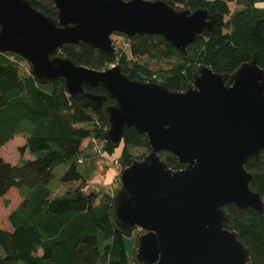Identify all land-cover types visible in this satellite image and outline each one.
<instances>
[{
    "label": "water",
    "instance_id": "obj_1",
    "mask_svg": "<svg viewBox=\"0 0 264 264\" xmlns=\"http://www.w3.org/2000/svg\"><path fill=\"white\" fill-rule=\"evenodd\" d=\"M52 1L55 15L30 0H0V51L23 57L38 82L62 79L68 93L92 109L101 106L108 123L102 136L114 147L125 128L146 133L149 150L121 169L110 211L122 234L142 230L136 264H250V248L225 206L264 216V200L249 187L245 169L250 157L264 152V68L257 52L228 73L199 64L184 89H170L129 78L121 63L98 70L58 51L82 41L114 58L113 33L158 34L184 50L220 24L221 13L164 0ZM85 85H101L105 93ZM161 151L184 166L170 167Z\"/></svg>",
    "mask_w": 264,
    "mask_h": 264
},
{
    "label": "trees",
    "instance_id": "obj_2",
    "mask_svg": "<svg viewBox=\"0 0 264 264\" xmlns=\"http://www.w3.org/2000/svg\"><path fill=\"white\" fill-rule=\"evenodd\" d=\"M30 1L45 13L55 15L52 0ZM164 1L187 9L204 7L211 13H221L223 19L212 30L197 35L184 50L174 47L162 35L137 34L127 38V51L117 48L114 58L82 41L64 44L58 54L98 70L121 63L129 78L160 82L175 90L186 87L193 68L199 64L228 73L251 59L256 51L258 64L264 68V17L259 15L261 6H256L264 0ZM232 3L239 8L231 10ZM142 57L163 65L153 70L148 62L139 61ZM23 59L16 53L0 51V147L14 136L25 134L19 151L22 154L28 150L34 155L20 164L0 156V197L12 187L29 189L21 191L23 203L8 216L12 229L0 228V264H128L125 234L116 229L110 218L114 192L100 196L87 193L86 179L77 168L81 141L90 136L103 138L107 129L101 106L92 109L78 93H68L62 79L43 84L30 70L21 72L19 60ZM45 84H50L51 89L47 90ZM84 87L105 93L101 85ZM147 141L146 133L134 127L124 129L120 151L115 155L121 169L149 150ZM105 148L109 154L115 149L109 141ZM159 155L170 167L184 166L169 151ZM67 161L68 167L60 179L75 186L48 199L42 193L43 187H39L47 185L54 168ZM245 169L251 173L249 187L264 200V152L250 157ZM225 208L234 214L232 228L250 248V264H264V216L250 207L240 212L232 203Z\"/></svg>",
    "mask_w": 264,
    "mask_h": 264
},
{
    "label": "rangeland",
    "instance_id": "obj_3",
    "mask_svg": "<svg viewBox=\"0 0 264 264\" xmlns=\"http://www.w3.org/2000/svg\"><path fill=\"white\" fill-rule=\"evenodd\" d=\"M230 5H231L230 6L231 10H235L239 8V6H236L233 3ZM256 6L258 7L261 6V8L259 7V15L261 17H264V3H260L259 5L256 4ZM111 37L113 40V44L114 42L116 44V46L114 45L116 51L117 48H122L124 51L128 50V39L124 34L113 33ZM139 61L148 62L149 67L153 70L156 69L159 65H163L162 62H156L146 57L139 58ZM19 64L21 67V72H27L30 70V65L25 59L19 60ZM44 87L47 90L51 89L50 84H45ZM79 125L86 126L88 125V123H81ZM24 143H25V134H19L17 136H14L12 139L7 141L4 145L0 147V156H2L6 161L12 164H20L23 162V160L34 158V155L28 152V150H25L21 154V152L19 151V147L22 146ZM106 143H107L106 139L97 137L96 142H93L88 146V152L85 155H82V153L79 155L80 158L83 159L82 161L77 163V168L86 179L87 185L85 191L87 193L93 192L97 194L99 193L104 194L111 192L109 188H107L104 185L102 186L101 183L102 181L105 182L104 168L106 167L105 164L107 163V161H109V158L101 157V155L98 152L92 151L93 146L98 145L99 149L102 150V152H105ZM118 151H120V148L115 147V149L110 153V157L117 155ZM135 151L139 152L141 151V149H136ZM67 167H68V161L57 165L54 168V176L51 179V181L47 185H40L39 189L43 187L44 191H42V193L43 194L45 193L48 199L52 198L53 196L63 195L69 188L75 186L74 183H63L60 179L61 175L64 173ZM120 170L121 167L119 165V171ZM118 184H119V180L116 181L114 190L118 187ZM26 190L29 189L25 187L20 189L17 187H12L11 189L8 190V192L5 195L0 197V228L12 229L8 216L13 209H15L17 206L23 203V196L21 191H26ZM99 196L97 197V200ZM140 232H142V230L136 228L133 231H131L129 234H126L124 236V247H125L128 264H136L134 260V254L136 250V240ZM38 253H40V251H38ZM0 254H3V250L1 249V247H0ZM17 264H24V263L22 261H19ZM98 264H101V262H99Z\"/></svg>",
    "mask_w": 264,
    "mask_h": 264
},
{
    "label": "crops",
    "instance_id": "obj_4",
    "mask_svg": "<svg viewBox=\"0 0 264 264\" xmlns=\"http://www.w3.org/2000/svg\"><path fill=\"white\" fill-rule=\"evenodd\" d=\"M93 142H96V138L95 137H91V136L88 137V138H85V139H83L81 141V153H82V155H85L88 152V146L90 144H92ZM101 157H106V156H102L101 155ZM111 157L113 158L114 156H111ZM111 157L109 158V161H107V163L105 164L106 167L104 168L105 182H103V181L101 182L102 186L104 185V186H106L107 188H109L111 190V192H109V194H112V192L114 190V187L116 185V182H114V172L118 168L117 166H114L111 163Z\"/></svg>",
    "mask_w": 264,
    "mask_h": 264
},
{
    "label": "built area",
    "instance_id": "obj_5",
    "mask_svg": "<svg viewBox=\"0 0 264 264\" xmlns=\"http://www.w3.org/2000/svg\"><path fill=\"white\" fill-rule=\"evenodd\" d=\"M112 65H114V64H111L110 66H112ZM92 151L98 152L100 155L110 158V154L107 151L102 152V150L99 149L98 145H94ZM78 161L79 162L82 161V158H79ZM111 163L114 166L118 167L116 169V171L114 172V182H116L119 180V176H120V172H121V170L119 171V160H118V158L116 156L113 158L111 157Z\"/></svg>",
    "mask_w": 264,
    "mask_h": 264
}]
</instances>
